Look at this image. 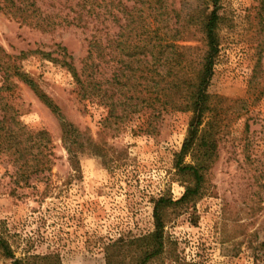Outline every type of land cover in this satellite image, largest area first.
<instances>
[{
	"label": "rangeland",
	"instance_id": "rangeland-1",
	"mask_svg": "<svg viewBox=\"0 0 264 264\" xmlns=\"http://www.w3.org/2000/svg\"><path fill=\"white\" fill-rule=\"evenodd\" d=\"M220 1V49L209 86L225 110L217 157L206 192L170 214L164 251L153 264H264V0ZM92 32V23L41 31L0 10V46L11 54L61 43L78 67ZM21 64L61 118L16 82L11 98L19 119L48 131L52 154L31 174L0 155V231L16 256L54 252L61 264H135L128 242L153 229V199H177L184 190L172 160L190 112L167 110L149 124L141 111L107 124V108L80 99L64 68L37 54ZM61 120L71 126L68 149ZM0 264L11 260L0 254Z\"/></svg>",
	"mask_w": 264,
	"mask_h": 264
},
{
	"label": "trees",
	"instance_id": "trees-1",
	"mask_svg": "<svg viewBox=\"0 0 264 264\" xmlns=\"http://www.w3.org/2000/svg\"><path fill=\"white\" fill-rule=\"evenodd\" d=\"M56 1L61 5L56 7ZM49 4L57 11L43 8L44 2L37 0H0V10L41 31L92 23L94 32L78 67L61 43H53L51 50L36 47L18 54L0 46V155L31 174L43 170L40 165L52 154L48 131L27 127L11 98L16 82H21L61 118L57 103L21 64L33 54L64 68L80 99L106 107L107 124L122 123L141 111L149 113V124L167 110L189 111L185 135L172 160L184 190L177 199L154 198L153 229L128 242L135 264H153L164 251V226L170 214L206 192V174L217 157L225 110L209 86L220 49L221 1L49 0ZM110 26L116 27L111 33ZM191 39L200 45L182 43ZM61 122V139L68 149L71 126ZM0 254L11 264H61L54 252L16 256L2 231Z\"/></svg>",
	"mask_w": 264,
	"mask_h": 264
}]
</instances>
